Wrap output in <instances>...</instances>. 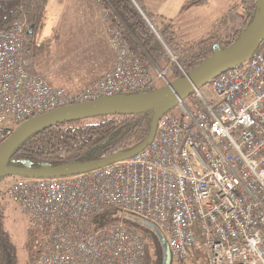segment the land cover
<instances>
[{
  "label": "built area",
  "instance_id": "obj_1",
  "mask_svg": "<svg viewBox=\"0 0 264 264\" xmlns=\"http://www.w3.org/2000/svg\"><path fill=\"white\" fill-rule=\"evenodd\" d=\"M238 12L245 13L241 3ZM111 13L102 16L113 66L75 91L25 69L24 20L0 30V145L32 117L155 89L154 65L130 50ZM208 82L210 102L194 88L192 102L180 100L158 120L153 140L125 160L58 177L0 179V194L22 216L49 226L35 264H143L148 235L139 226L146 223L171 259H187L200 234L205 264H264V41ZM108 208L116 210L109 219L121 222L95 228Z\"/></svg>",
  "mask_w": 264,
  "mask_h": 264
},
{
  "label": "trees",
  "instance_id": "obj_2",
  "mask_svg": "<svg viewBox=\"0 0 264 264\" xmlns=\"http://www.w3.org/2000/svg\"><path fill=\"white\" fill-rule=\"evenodd\" d=\"M86 1L90 6L87 15L91 17L94 15L93 7L89 0ZM193 3L194 0H189L180 10ZM240 3L245 8L243 15L238 13ZM240 3L231 8L204 37L191 42L178 39L172 21L156 23L144 0H101L97 5L103 10L112 9V23L121 30L130 50L145 66L152 63L169 64L175 80L210 57L216 45L222 50L238 40L257 13V0H241ZM48 5H50L48 0H0V30H7L19 20L26 22L23 64L25 69L33 74L40 73L38 63L40 57L51 56V52L41 53L39 50L46 40L36 42L33 39L35 32L47 19ZM77 21L74 23L72 20L74 29ZM30 25H34L32 36L26 34ZM173 56L176 57L174 61ZM153 113L154 111L132 115H101L59 123L36 131L12 151L7 165L28 164L31 168H42L67 163L88 164L115 153L127 152L147 137ZM7 206V198L1 193L0 264H19L17 247L4 225ZM115 212V209H106L94 219V227L116 220L109 219V215ZM40 227L44 234V242L49 233V226L42 224ZM139 227L148 237L154 239L152 243L154 259H151L146 244L143 264H164L163 245L158 235L143 225ZM43 242L30 254L28 264H35L36 255Z\"/></svg>",
  "mask_w": 264,
  "mask_h": 264
},
{
  "label": "water",
  "instance_id": "obj_3",
  "mask_svg": "<svg viewBox=\"0 0 264 264\" xmlns=\"http://www.w3.org/2000/svg\"><path fill=\"white\" fill-rule=\"evenodd\" d=\"M34 25L27 28L26 34L32 36ZM264 41V0H257V13L248 27L241 33L231 46L220 49L215 46L213 54L201 64L191 69L183 77L177 78L155 91L143 94L118 95L101 98L87 103L75 104L30 118L17 127L14 132L0 145V179L12 176H31L50 178L66 174L89 171L112 162L127 159L144 149L154 138L157 122L167 114L178 102L188 96L193 88L207 82L219 72L245 63L258 50ZM154 111L151 128L147 137L135 148L121 153L103 157L88 163H67L57 167L31 168L7 165L12 151L27 137L39 130L53 125L86 119L101 115H132ZM147 228L154 229L163 245L164 264L170 263V255L166 242L161 234L150 223Z\"/></svg>",
  "mask_w": 264,
  "mask_h": 264
},
{
  "label": "rangeland",
  "instance_id": "obj_4",
  "mask_svg": "<svg viewBox=\"0 0 264 264\" xmlns=\"http://www.w3.org/2000/svg\"><path fill=\"white\" fill-rule=\"evenodd\" d=\"M89 1L93 7V12H94V13L92 12L94 15L91 17L87 15V13H89L87 11L89 10L88 8L90 6L86 0H52L54 9L51 7V5L47 6V19L44 20L42 26L38 28L39 30H37V33L36 35H34L33 38L34 41L36 42H41L46 40V42H44L43 44V47L41 46L39 50L41 53L51 52V56H47V58L57 57L60 60L62 56L64 55L68 56L69 54L74 53L73 56L76 57H73V59L79 61L80 58L77 56L81 55L82 47H79L80 45L74 46L72 44H69L68 40L70 41L72 37L68 38V36L70 35V32L72 30H74L75 37L79 36V29L78 28L72 29L71 24H73L72 20L75 23L77 20H81V19L82 20L80 22L77 21L76 27L77 25H79V27L80 25H84L85 22H87V26L89 27V29L93 28V30L97 28V25L102 26V32L99 35L100 37L99 39L102 42L101 47L103 46L104 49L107 50V52H105L106 55L110 53L112 54V50L108 45L107 36L103 32L104 18L102 14L104 10L99 7L100 5L95 4L92 0ZM164 1L165 0H147L148 4L155 8L158 6V4H163ZM188 1L189 0H166V4L163 6L166 9H168L169 12L168 14L173 18L174 20L173 26L175 25L178 26L179 28L178 31L176 29L175 31L178 35V39L182 41L188 37V35L185 36V34L191 32V28H189L190 27L189 24L190 21L194 19L193 18V16L195 15L194 11H197L196 10L197 8L192 6L193 4H190L184 7L183 10H180L181 11L180 13L178 12V10L183 6V4L187 3ZM144 3L145 5H147L145 0ZM227 5L228 4L226 3V6ZM211 14L213 15V13ZM239 15L242 14L239 13ZM210 20L211 17L209 20H206V22L210 23L211 22ZM82 22L84 23L82 24ZM215 24L216 23L212 21V23H210L209 25L210 26L209 30L212 29ZM50 31H51V35H50ZM75 37L74 39L76 40ZM103 38L105 42L102 40ZM175 58L176 57L173 56L172 58L173 61L175 60ZM40 59H43V56H41ZM76 63L77 61H75V64ZM152 65H154L152 67V77L154 80V87L156 89H159L165 86L167 82H172L174 80V75L172 73L169 64L161 63L157 65L152 63L149 66ZM160 72L163 73V77H159ZM208 86H209V82H205L203 84H200L198 87L202 92L204 98L208 102H210L211 95L210 92L208 91ZM190 96L191 95L189 94L184 98L188 103L192 102ZM179 114H180L179 112L174 113V115H176L177 117L179 116ZM7 202H8V206L5 212V219H4L5 228L10 233L12 241L15 243L17 247L19 264H28L30 260V254L33 253L36 249H38L39 245L44 240V234L42 232V228L40 226H33L28 219H26L24 216H22V214H20L16 206L8 198H7ZM110 222H121V221L114 220ZM125 224H128V222H125ZM152 243H154V239L148 237L147 248L150 257L153 260L154 253L152 249ZM200 245H201L200 234H196L193 247L189 251V257L182 261H176L172 259L170 260V263L171 264H205V251L200 247ZM37 255H36V259H37Z\"/></svg>",
  "mask_w": 264,
  "mask_h": 264
},
{
  "label": "crops",
  "instance_id": "obj_5",
  "mask_svg": "<svg viewBox=\"0 0 264 264\" xmlns=\"http://www.w3.org/2000/svg\"><path fill=\"white\" fill-rule=\"evenodd\" d=\"M240 1L241 0H194L192 6L197 8V11H194V19L191 20L189 24L191 32L185 34V36L188 35V37L183 41L191 42L204 37L209 31L210 23H212V21L218 23V21L227 15L229 10L239 4ZM145 2L147 4V9L153 14V18L156 23L161 21H172V24L174 25V20L168 14V9L163 7L166 4V0L163 4H158L156 8L150 6L147 0H145ZM226 3L228 4L227 6ZM180 9L178 10L179 13L181 12ZM211 13H213V15ZM210 17L211 22H206V20H209ZM84 22H82V24ZM85 23L84 25H80V27L79 25L76 27L79 29V36L75 37L74 30H72L68 36V38L72 37L70 41L68 40L69 44L74 46L80 45L79 47H82L81 55L77 56L80 58L79 61L73 59V57H76L73 56L74 53H71L68 56L64 55L60 58V60L57 57H50L43 58L38 61L40 65L39 72L45 75L52 84L66 87L72 91L80 90L86 84L102 76L112 68L114 62L113 53L106 55L105 52H107V50H105L103 46L101 47L102 42L99 39V35L102 32V26L97 25V28L93 30V28L89 29L87 22ZM104 26L105 24L103 21V29ZM74 27V24H72L71 28L74 29ZM173 28L177 31L179 29L176 25L173 26ZM102 40L105 42L104 38ZM75 61H77L76 64Z\"/></svg>",
  "mask_w": 264,
  "mask_h": 264
},
{
  "label": "bare ground",
  "instance_id": "obj_6",
  "mask_svg": "<svg viewBox=\"0 0 264 264\" xmlns=\"http://www.w3.org/2000/svg\"><path fill=\"white\" fill-rule=\"evenodd\" d=\"M260 46H261V45H260ZM258 49H259V48H258ZM44 76H45V75H44ZM45 77H46V76H45ZM211 78H212V77H211ZM211 78H210V79H211ZM210 79H209V80H210ZM47 80H48V79H47ZM209 80H208V81H209ZM48 81H49V80H48ZM208 81H207V82H208ZM49 82H50V81H49ZM50 83H51V82H50ZM51 84H52V83H51ZM197 87H198V86H197ZM197 87H195V88H197ZM198 88H199V87H198ZM193 89H194V88H193ZM155 90H157V89H155ZM155 90H153V91H155ZM192 91H193V90H192ZM150 92H152V91H150ZM147 93H149V92H147ZM190 94H191V93H190ZM183 99H184V98H183ZM183 99H182V100H183ZM93 101H94V100H93ZM179 101H180V100H179ZM90 102H91V101H90ZM178 103H179V102H178ZM178 103H177V104H178ZM177 104H176V105H177ZM176 105H175V106H176ZM175 106H174V107H175ZM170 111H171V110H170ZM168 113H169V112H168ZM156 128H157V127H156ZM155 134H156V132H155ZM154 137H155V136H154ZM142 150H143V149H142ZM124 160H125V159H124ZM112 163H113V162H112ZM66 175H67V174H66ZM60 176H64V175H60ZM25 177H31V176H25ZM56 177H58V176H56ZM40 178H41V177H40ZM42 178H43V177H42ZM50 178H51V177H50ZM146 224H147V223H146ZM146 224L143 225V226L146 227ZM146 228H147V227H146ZM154 228H155V227H154ZM148 229H150V228H148ZM155 229H156V228H155ZM151 230L154 231V229H151ZM156 230H157V229H156ZM157 231H158V230H157ZM154 232H155V231H154ZM158 232H159V231H158ZM155 233H156V232H155ZM156 234H157V233H156ZM161 237H162V236H161ZM159 238H160V237H159ZM162 238H163V237H162ZM163 239H164V238H163ZM160 240H161V239H160ZM164 241H165V239H164ZM165 242H166V241H165ZM170 259H171V258H170ZM171 260H172V259H171ZM176 261H178V260H176Z\"/></svg>",
  "mask_w": 264,
  "mask_h": 264
},
{
  "label": "flooded vegetation",
  "instance_id": "obj_7",
  "mask_svg": "<svg viewBox=\"0 0 264 264\" xmlns=\"http://www.w3.org/2000/svg\"><path fill=\"white\" fill-rule=\"evenodd\" d=\"M48 2L50 3V5H51V7L54 9V7H53V4H52V0H48ZM61 2V1H60ZM59 2V3H60ZM35 33H37V32H35ZM171 260V259H170ZM171 264V263H170Z\"/></svg>",
  "mask_w": 264,
  "mask_h": 264
}]
</instances>
